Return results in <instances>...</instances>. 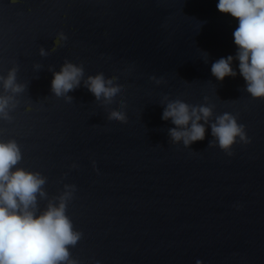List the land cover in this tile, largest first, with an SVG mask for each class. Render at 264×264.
Segmentation results:
<instances>
[{"label": "water", "instance_id": "95a60500", "mask_svg": "<svg viewBox=\"0 0 264 264\" xmlns=\"http://www.w3.org/2000/svg\"><path fill=\"white\" fill-rule=\"evenodd\" d=\"M217 3L0 0V75L18 67L26 86L11 123L0 121V140L18 143L19 167L47 177L49 198L75 185L67 215L82 233L70 248L78 264H264V100L246 93L237 60L235 78L211 74L213 62L237 51L238 21ZM65 60L82 64L85 78L117 77L123 97L105 109L83 83L68 93L72 103L55 97L48 68ZM165 96L189 105L207 97L211 122L238 115L251 143L228 156L208 148L206 126L190 149L171 144ZM121 102L126 124L107 119Z\"/></svg>", "mask_w": 264, "mask_h": 264}, {"label": "clouds", "instance_id": "9594fccd", "mask_svg": "<svg viewBox=\"0 0 264 264\" xmlns=\"http://www.w3.org/2000/svg\"><path fill=\"white\" fill-rule=\"evenodd\" d=\"M217 10L238 21L233 32L237 48L235 57L229 55L212 63L211 74L217 81L235 78L237 72L232 65L239 62V73L246 82V93L253 100H264V0H218ZM61 38L65 37L61 34ZM53 48L51 51L54 52ZM39 55H49L43 47ZM37 70L42 66L34 65ZM18 67H12L6 76L0 75V121L11 123L10 113L17 107V96L26 91V86L17 83ZM52 72L51 92L66 103H72L68 95L81 86L85 87L102 107L107 109L125 89L118 84V78H106L103 73L85 78L83 65L64 61L59 71ZM157 86L165 83L163 78L151 77ZM162 120H171L174 128L168 130L170 143L182 144L184 148L205 139L206 126H210L213 139L208 148L219 147L228 156L233 155V147L251 143L246 128L238 123V115L223 113L215 116L214 105L208 98L202 105H189L180 99L164 97ZM121 102V110H110L107 119L119 124L128 122ZM203 121V123H201ZM4 130L0 129V135ZM18 143L9 139L0 140V264H78L71 256L73 248L82 238V233L74 229L67 215L68 203L76 191L75 185H64L59 196L48 197L44 186L47 177L40 172L25 170L18 165L22 161ZM73 168L77 167L75 164ZM47 204L43 210L39 201Z\"/></svg>", "mask_w": 264, "mask_h": 264}]
</instances>
